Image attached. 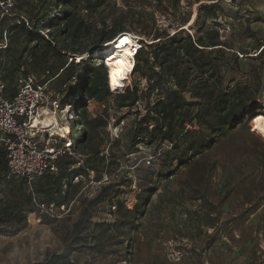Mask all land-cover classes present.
<instances>
[{
    "label": "trees",
    "instance_id": "16d2710c",
    "mask_svg": "<svg viewBox=\"0 0 264 264\" xmlns=\"http://www.w3.org/2000/svg\"><path fill=\"white\" fill-rule=\"evenodd\" d=\"M14 2L11 15L0 16V37L5 28L8 37L7 46L0 50V77L5 82L6 91L12 94L18 76L32 71L48 72L50 77H54L52 85L62 94L59 96L61 104L71 103L74 95H78L74 105L78 100L83 102L78 119L85 127L81 140L84 151L80 153L84 157L82 165L76 166L75 159L64 156L58 162L57 171L37 178L29 185L30 191L19 188L11 191V197L0 198V227L8 223L23 226L27 221V213L34 211L35 193L41 196V202L60 207L73 200L78 186L82 184L81 181L72 182L75 175L88 178L93 171L94 179L98 180L104 171H108V167L117 165L118 156L104 154L97 141L100 130H105L107 125L109 107L105 105L100 113L91 116L86 100L93 98L97 102H105L110 95L106 85V66L103 62L97 64L93 60V68L90 60L95 49L103 47L122 32L142 37L143 45L135 56L132 76L138 74L145 77L149 89L146 94H140L137 83L133 82L124 92L116 94L118 108L131 109L140 98L146 97L147 100V112L129 129L127 148L136 149V144L146 139L168 140L173 144L172 149L160 158L158 170L150 172L148 181L137 185L139 190L135 193L131 207L121 198L124 191L119 188L120 183L128 181L126 184L130 186L131 181L119 179L120 182L109 181L100 185L88 205L97 206L102 202L114 204V218L90 223V213L87 207L84 208L77 229L79 227L81 233L92 227L95 232L94 235L86 234L84 240L87 241L89 236L93 238L92 249L98 254L130 261L129 249L144 214L157 203H172L176 199L177 193H172L166 199L158 195L157 201L152 202L155 184L169 180L184 167L189 170L179 178L181 191L185 192L186 189L189 199L200 201L201 208L205 210L204 224L209 227H214L224 205L236 197L242 198V208L238 218H233L234 224L244 222L263 206L264 141L250 132L248 127L249 121L252 127L260 116H264V109L259 102L264 88L260 80L263 49L257 54L261 59L259 71L253 73V77L246 74L245 83L226 87L212 58L208 56L210 47L222 44L217 30H207L197 37L189 32L182 36L181 33L185 32L183 28L170 34L155 26L154 17L140 19L132 10L114 17V26L107 28L106 20L103 19L101 26L97 27L88 24L86 17L79 14L83 9L89 15L94 14L105 0ZM57 6H60V12L51 16V9ZM204 7L202 5L200 9ZM123 21L137 28H125ZM88 37L91 38L89 48L80 44ZM85 53L91 54L86 57ZM77 56L80 59L76 62ZM77 67L83 69L81 75L89 74L82 93H72L70 84ZM171 81L175 86L173 88L167 86V82ZM117 87L115 85L114 89ZM156 88L163 98L157 96L154 103L149 105L150 93ZM186 93H189V98ZM151 120L154 124L149 129ZM186 121L192 124L191 129L185 128ZM113 145L119 146V140L115 139ZM206 151L213 153L214 161L201 156ZM121 155L122 152L119 157ZM218 164L223 187L211 200L212 178ZM7 175L6 149L0 146V182L14 187L16 182L26 184L23 179ZM152 177L156 178L154 185L150 184ZM212 213L215 215L212 216ZM99 234H103V238H99ZM152 241L153 237L147 238V250ZM68 254L61 251L47 257L43 263L63 264Z\"/></svg>",
    "mask_w": 264,
    "mask_h": 264
},
{
    "label": "rangeland",
    "instance_id": "374dc122",
    "mask_svg": "<svg viewBox=\"0 0 264 264\" xmlns=\"http://www.w3.org/2000/svg\"><path fill=\"white\" fill-rule=\"evenodd\" d=\"M202 5L205 7L200 9ZM59 10L60 6L51 9L50 15H58ZM127 10L135 11L140 19L154 17L155 26L170 34L183 28L185 32L181 33L182 36L189 32L197 37L207 30H217L222 44L210 47L208 56L212 58L216 71L226 87L245 83L246 74L253 77L252 74L259 71L261 59L257 54L261 49L264 59V0H178V3H175V0H105L94 14L89 15L84 9L79 14L86 17L88 24L97 27H100L105 19L109 28L114 26L113 18ZM122 24L125 28H137L127 21H123ZM90 42L91 38L88 37L80 44L89 48ZM95 52L91 55V66L95 67L93 60L98 64L101 59L106 66L107 57L104 50ZM84 55L87 57L90 53ZM76 71L75 77L70 82L72 93H82L89 74L87 72L81 75L83 69L80 70L79 67ZM128 78L129 73L125 74L123 84L137 83L141 76L131 75L129 81ZM260 80L264 83V62L260 70ZM123 84L117 85L121 87ZM117 88L113 89L117 91ZM117 93L111 94L106 99L112 117L122 112L116 106ZM259 99L264 109V88ZM82 103V100H78L75 104V108L79 109L78 113ZM63 107L64 104L57 108L54 114L57 123L62 125L63 130L68 128L72 130L70 135L74 137L75 146L81 153L84 151L81 140L84 137L85 127L80 124L79 119L68 121L71 117L69 115H72L71 110L62 115ZM88 108L91 116L102 110L97 106L95 99L93 102L90 101ZM128 113L129 115L126 113V127L121 132L118 131L120 132L118 137L113 135V130L112 135L100 130L97 141L100 142V149H103L104 154L118 156L117 165L107 169L108 180L120 182L119 179H125L132 184L136 183V187L128 186L126 184L128 181L119 185L124 191L121 198L131 207L135 193L139 190L137 185L149 180L153 168L147 167L141 161L147 150L127 148L131 125L129 122L132 120L130 115L133 112ZM248 127L250 132H253L250 121ZM253 133L264 141V137L256 132ZM115 139L119 140V146L113 145ZM121 152L122 155L119 157ZM201 156L208 157L211 161L215 160L213 153L210 154L209 151ZM188 170V167H184L169 180L156 184V178L152 177L150 184L156 185L152 202L157 201L158 195L166 199L172 193H177L176 199L172 203L166 201L163 204L157 203L144 214L129 249L130 261L122 260L117 256L98 254L92 249L94 239L89 236L87 241L84 240L86 234H95L92 227L81 233L79 227L77 229L76 225L81 221L86 207L90 213L88 216L90 223L110 221L114 218L109 213L110 207L107 202L97 206L88 205L99 185L87 179L78 186L73 200L64 210L58 208L51 216L34 204V211L27 213V221L23 226L14 223L1 225L0 264H44L47 257L61 251L69 253L63 264H264V205L249 215L244 222L234 224L233 218H238L242 208V198L236 197L224 205L214 227H209L204 224L205 210L201 208L200 201L189 199L186 189L185 192L181 191L179 178ZM15 184L14 187L12 184L5 185L4 182H0V198L11 197L13 195L11 191L19 188L31 190V186L27 183ZM222 184L218 164L212 178L209 194L211 200H214L213 195L221 190ZM35 196L37 200L42 201L37 193ZM213 234L214 236L211 237ZM98 237L103 238V234H99ZM149 237H153V241L150 249L147 250L145 242Z\"/></svg>",
    "mask_w": 264,
    "mask_h": 264
},
{
    "label": "built area",
    "instance_id": "2783aa9c",
    "mask_svg": "<svg viewBox=\"0 0 264 264\" xmlns=\"http://www.w3.org/2000/svg\"><path fill=\"white\" fill-rule=\"evenodd\" d=\"M14 0H0V16L11 15L14 8ZM124 33V32H122ZM121 33L117 34L114 39H116ZM131 36L132 42L129 43L130 55L133 60V67L130 70V76L135 65V56L137 52L141 49L142 37L128 33ZM113 39V40H114ZM8 44V37L6 33V28L3 30L2 36L0 37V50L5 48ZM91 54V53H90ZM71 59V58H70ZM79 61L80 58H75ZM100 62L104 61L101 59ZM99 63V62H98ZM108 72V67L106 65ZM54 77H50L48 72L36 73L29 71L25 74L18 76L16 81V89L12 94H8L6 91L5 82L0 77V146L6 149V159H7V176L14 177L18 179H23L28 185H31L37 178L46 173H55L57 171L58 162L60 158L68 156L76 160V166H80L83 163L84 155H81L76 146L74 137L70 135L72 133L71 129L60 130L54 129L50 130L47 127H40L35 124L37 118H42L45 111H49L53 115L56 114V109L62 104L59 98V93L53 87ZM108 73H107V88L110 95L117 93L118 91L113 90L108 84ZM131 84L125 82L120 92H124L125 88ZM137 86L139 88L140 94H146L148 89V81L145 77H141L138 80ZM167 86L175 87L173 82H167ZM57 94V95H56ZM109 95V96H110ZM188 98L189 93L185 94ZM160 97L158 88L154 89L150 93L149 105L154 103L156 97ZM78 98V95H74L71 103L65 104L64 109L61 111L62 115H65L69 110H71V117L68 121H75L79 118V109L75 108L74 100ZM160 98H163L162 96ZM93 98H88L86 100V107L89 111L88 105L93 102ZM107 105L105 102H97V106L103 109ZM122 112L115 117L109 116L105 131L115 137L126 127L128 112H133L130 115L132 118L129 122L131 126L137 120H139L147 112V100L146 97L140 98L134 104V106L129 108H119ZM55 117V115H54ZM57 122V119L55 117ZM58 124V123H57ZM153 121H149V129L153 127ZM186 129H191L192 124L186 121L184 123ZM118 131H120L118 133ZM147 140V139H146ZM140 141L136 144V149L147 150L145 155L141 158V161L147 166L153 168V170H158L159 162L162 155L172 149V142L168 140H147ZM107 155V154H106ZM108 171H104L102 176L95 180L94 172L91 171L88 178L83 175H75L72 182L77 183L85 180L99 185L109 182ZM111 181V180H110ZM132 187H136V183L131 182ZM98 187V188H99ZM34 204L42 209L45 213L53 215L56 210H64L67 204H63L60 207H56L53 204H46L36 199L33 196ZM264 205V204H263ZM109 213L115 211V205H109Z\"/></svg>",
    "mask_w": 264,
    "mask_h": 264
},
{
    "label": "bare ground",
    "instance_id": "6f19581e",
    "mask_svg": "<svg viewBox=\"0 0 264 264\" xmlns=\"http://www.w3.org/2000/svg\"><path fill=\"white\" fill-rule=\"evenodd\" d=\"M131 42V36L128 33H121L116 39L107 42L99 49H95L97 53L102 50L106 53L105 57H107L106 64L108 67V81L112 89L117 84H123L125 74H130V70H132L133 60L128 46ZM35 124L37 126L43 124L40 127H47L50 130H54L55 127L56 129L60 128V130H63L61 128L62 125L57 124L54 115L49 111H45L42 118H37L35 120ZM252 131L264 137V116H260L256 120L252 126Z\"/></svg>",
    "mask_w": 264,
    "mask_h": 264
}]
</instances>
